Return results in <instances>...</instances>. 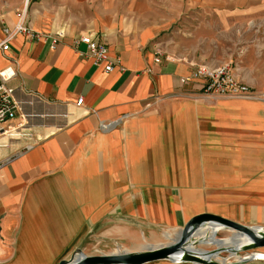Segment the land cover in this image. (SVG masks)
<instances>
[{"label": "crops", "instance_id": "obj_1", "mask_svg": "<svg viewBox=\"0 0 264 264\" xmlns=\"http://www.w3.org/2000/svg\"><path fill=\"white\" fill-rule=\"evenodd\" d=\"M21 2L0 0V40ZM24 23L42 39L0 51L17 104L1 125L0 264L139 251L204 213L264 227V0H33ZM83 35L119 64L95 66ZM228 61L258 98L183 82Z\"/></svg>", "mask_w": 264, "mask_h": 264}, {"label": "built area", "instance_id": "obj_2", "mask_svg": "<svg viewBox=\"0 0 264 264\" xmlns=\"http://www.w3.org/2000/svg\"><path fill=\"white\" fill-rule=\"evenodd\" d=\"M33 0H22L21 6L16 8V22L12 28L3 29V38L0 40V51H7L11 40L17 36H22L25 40L42 38L30 26L24 23V18L28 14L31 2ZM60 36V35H58ZM56 42V38L54 43ZM81 42L86 46L87 56L92 60L95 66H102L104 72H110L114 66L119 64L117 60L109 57L108 48L105 44L95 40L89 35L80 36L74 43ZM53 45L51 49H55ZM231 61L209 68L207 66H198L192 73L186 76L184 83H193L197 85L199 91L205 95L216 97H235L243 99H256L259 94L246 84L237 80L231 72ZM122 70V67H120ZM15 76V71L11 66L0 70V137L8 132V129L2 128L1 125L7 123L15 117L17 104L11 96V89L5 86L11 78ZM83 98H78L76 105L80 106ZM158 100L152 102L155 105Z\"/></svg>", "mask_w": 264, "mask_h": 264}, {"label": "water", "instance_id": "obj_3", "mask_svg": "<svg viewBox=\"0 0 264 264\" xmlns=\"http://www.w3.org/2000/svg\"><path fill=\"white\" fill-rule=\"evenodd\" d=\"M212 226L234 231L231 238H237L238 235H244L247 238L245 244L231 250L234 255L244 253L241 260L221 262L187 250L188 244H199L194 236L201 228ZM178 232L177 239L170 243L145 247L134 252L88 256L81 249H77L68 260L60 261L59 264H148L157 261H169L176 264H246L251 261L264 260L263 253H253L255 250L264 248V227L246 226L214 214L204 213L189 219ZM214 252V250L208 251V253ZM222 253L229 254V251L223 250Z\"/></svg>", "mask_w": 264, "mask_h": 264}, {"label": "bare ground", "instance_id": "obj_4", "mask_svg": "<svg viewBox=\"0 0 264 264\" xmlns=\"http://www.w3.org/2000/svg\"><path fill=\"white\" fill-rule=\"evenodd\" d=\"M222 228L218 227V226H212V227H208V228H201L196 234H195V240L199 241V244H205V245H210L214 247V253H208V251H212V250H202V249H196V245H193V243H190L187 245V250L198 254L202 257H207V258H213L214 260L217 261H221V262H227L228 259H223L220 257V254L223 250H227L229 251V258H232V260H241V257L234 255V253L231 251L233 248L237 249L240 246H242L243 244H245L247 242V238L244 235H238L237 238H224V239H219L216 237L217 233L219 231H221ZM178 231L171 236L172 234L170 233V231H165L164 232V236L165 238L170 239V242L174 241L177 239V235H178ZM141 239V238H140ZM165 244V243H164ZM167 244V243H166ZM161 245V244H160ZM158 246V245H157ZM145 247H151V246H143L142 248ZM154 247V246H152ZM120 249V248H119ZM118 250V249H117ZM264 249H262L261 251L255 250L253 251V253L255 254H264ZM127 250L125 251H117L114 252L113 254H121V253H126Z\"/></svg>", "mask_w": 264, "mask_h": 264}, {"label": "rangeland", "instance_id": "obj_5", "mask_svg": "<svg viewBox=\"0 0 264 264\" xmlns=\"http://www.w3.org/2000/svg\"><path fill=\"white\" fill-rule=\"evenodd\" d=\"M179 229L175 228V229H170V233L172 234L171 236H173ZM168 231V230H162L160 232H158L157 234H151L149 237H145V239H143L140 247L143 246H157L160 244H166L170 241V239L167 240V238H165L164 236V232ZM234 233V231H231L229 229H224L221 230L217 233L216 237L219 239H224V238H228L230 236H232V234ZM196 249H202V250H213L214 247L210 246V245H205V244H197ZM264 252V251H263ZM244 255V253H240L237 256L242 257ZM229 254L228 253H222L220 254V257L223 259H228L227 262H235L236 260H232V258L228 257Z\"/></svg>", "mask_w": 264, "mask_h": 264}]
</instances>
